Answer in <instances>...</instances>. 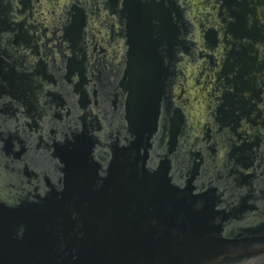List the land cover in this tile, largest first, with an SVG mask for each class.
Instances as JSON below:
<instances>
[{
	"label": "flooded vegetation",
	"instance_id": "obj_1",
	"mask_svg": "<svg viewBox=\"0 0 264 264\" xmlns=\"http://www.w3.org/2000/svg\"><path fill=\"white\" fill-rule=\"evenodd\" d=\"M60 1L0 0V184L9 186H0V202L37 212L55 205V221L48 223L55 232L64 225L63 209L80 218L79 196L96 202L130 194L139 179L160 173L176 187H195L193 193L204 191L202 186L215 189L214 211L226 218L214 236L249 237L245 232L264 219V151L254 152L264 141V110L249 117L256 107L252 100L264 96V80L257 87L252 76L257 48L264 49V23L260 28L248 17L264 21V0L255 1L251 12L235 9L237 0H212L219 9L218 21H212L217 26L188 22L203 18L200 0H140L148 15L137 23L136 37L129 34L124 0ZM154 2L162 4L159 14ZM182 12L187 21L178 26ZM204 58L213 68L202 69L216 75L206 93L212 143L207 147L201 141L188 150L186 171L174 166V155L186 147L188 123H199L187 103H196L198 96L192 93V82H199L192 65ZM250 89L251 96L240 94ZM256 127L263 132L250 135ZM220 134L227 140L228 166L221 179L197 183L207 150L220 151ZM30 180L43 183L41 201L13 200L19 193L13 183ZM121 209L112 222L105 215L93 223L68 224L72 235L87 243L71 246L72 254L85 250L81 256L92 261L107 257L114 245L101 249L98 243H119L116 227L126 244L122 253L131 250L134 260L138 224L153 225L160 207ZM236 228V234L224 231ZM65 248L56 242L58 253Z\"/></svg>",
	"mask_w": 264,
	"mask_h": 264
},
{
	"label": "water",
	"instance_id": "obj_2",
	"mask_svg": "<svg viewBox=\"0 0 264 264\" xmlns=\"http://www.w3.org/2000/svg\"><path fill=\"white\" fill-rule=\"evenodd\" d=\"M123 6L127 14L129 34L136 37L139 35L138 31H141L140 27L139 29L136 27L137 23L141 17H147L148 10L144 8L147 9L148 5L141 4L140 0H124ZM153 7L157 10L155 14H159L162 4L154 2ZM132 189L133 192L130 194L115 193L112 196H101L96 202L88 196H79L76 206L80 209V218L71 217V214L63 209L60 215L64 225L56 228L55 232L50 228L51 225H48L49 222L55 221L53 209L55 205H49L47 210L37 212L0 202V264H196L202 262L200 259L204 255H207L204 259L207 261L226 248L236 245L237 239L221 240L219 236L213 235V232L220 230L221 223L226 218V215L214 211L216 202L213 187L202 186L201 189L204 191L193 193L195 187H176L164 175L156 173L144 180L139 179L138 185ZM123 206H135L139 210L142 206L160 207L153 225L138 224L137 243L131 245L132 252L137 254L134 260H131L129 254L131 250L122 253V247L126 244L118 234L120 229L116 227L112 228L119 243L117 240H115L117 244L98 243L102 246L101 249L104 244L108 248L114 245L111 246V254L107 257L92 261L89 256H81L85 254V250V252L81 250L77 255L72 254L71 246L82 247L87 243L83 238L78 239L77 235H72L73 229L67 226L68 224L93 223L105 215H109L112 222V216L118 218L123 213L121 209ZM20 225L27 226L24 233L20 230ZM257 227L254 231L243 230L250 236L242 239L247 242L264 240V219ZM84 229L87 230V227ZM237 230L240 229L224 231L227 234H236ZM57 241H63L69 249L58 253ZM161 249L163 251L159 252ZM80 258L87 260H78Z\"/></svg>",
	"mask_w": 264,
	"mask_h": 264
},
{
	"label": "rangeland",
	"instance_id": "obj_3",
	"mask_svg": "<svg viewBox=\"0 0 264 264\" xmlns=\"http://www.w3.org/2000/svg\"><path fill=\"white\" fill-rule=\"evenodd\" d=\"M240 5L237 7L235 6L234 8L239 10V11H243L245 10L246 12L248 11H253V7L254 2L257 0H237ZM59 2H62L59 0ZM58 2V3H59ZM200 11L202 12L201 14H203V18L202 19H192L191 21L188 22H192L193 25H197V23H202L203 25H210V26H217L215 23L213 22H217L218 21V14H219V9L217 7V3H213L212 0H200ZM189 6V5H188ZM50 6H46V8L49 9ZM192 16L194 17L195 14L191 13ZM247 14V13H246ZM180 17H177L178 20V26H180L181 22H186L187 18L185 17L184 13L182 12V14L180 13ZM248 15H252L251 13H248ZM254 18V19H253ZM248 19H252L253 22L252 24H257L259 26V24H263L264 21L261 20V18L257 15L255 16H251L250 18L248 17ZM251 21V20H250ZM260 27V26H259ZM221 28L224 29L225 26L223 24H221ZM261 28V27H260ZM263 30V29H262ZM192 31H195L194 28H192ZM229 50V49H228ZM258 56L257 59L255 60L254 63V67L257 69V72L253 73V77L255 76V81H256V86L258 87L260 85V83L264 80V49H258ZM193 67V77L196 78V80H198L199 82H192V93H197V101L196 103H192L190 101H188V106H192L193 109H195L196 114L199 116V123H197L195 126L194 123H188V126H192V128H187L184 130L183 133V139L185 140V145L186 147H184V149L182 148V153H179L180 151H177L176 154L174 156L177 155L176 161H175V165L176 167L180 168L181 170H186L189 168V163L191 160V155H189L188 150H193L192 147L196 146L197 148L202 144L201 141H203V146H211L212 141L209 142V138L207 137V130L206 127L207 122L210 120V117L208 116L207 112L208 109L207 106H210V99H208V97L206 96L207 92H211V89L213 88V82H215V74L211 73V72H205L202 68L204 67H210L213 68V66H211L209 59L204 58V63H194V65H192ZM202 72L204 73L203 76L201 77ZM206 74V75H205ZM251 76V77H252ZM253 85V82L251 83ZM250 84V85H251ZM201 89V93L202 96L199 97L200 90ZM252 89L245 91L244 93L241 92L240 94H243L245 97H249L252 94ZM185 98V96H183ZM260 99L262 100H255L253 99L252 101L256 102V107L254 108V110L252 111V113L249 114L250 118H253L254 115H256L258 113V111H263L264 110V96H260ZM248 106V105H247ZM215 121L216 126H218L217 123V119H215V116L213 115L212 117ZM264 119V113L262 114V119H260L261 121ZM196 123V122H195ZM255 128V127H253ZM255 131H252L250 133V135H255L258 134L260 136V133H262V129L256 127V129H254ZM243 131L241 129H237L236 133L237 134H241ZM242 135V134H241ZM261 138H264L262 135L260 136ZM234 140H236V137L234 138ZM217 141L219 142L220 145V151L216 152V153H211L210 151L207 150V155L206 158H203V164L201 166V169L198 172V175L196 177V182L197 183H201L204 184L205 182H213L215 180H219L222 178L221 176V172L224 170V168H226V166H228V162L227 159L225 158V153L227 151L226 149V144H227V140L225 138V136L223 134H220L217 137ZM257 149H254V152H256V154H259L260 151H264V141L263 143H259V145L256 147ZM256 150V151H255ZM179 155V157H178ZM184 166V167H183ZM40 184H43L40 181H35V180H30V181H22L19 182L18 184L15 182L13 183V185H16V188L19 190V193H13L11 198L13 200H22L24 202H30V203H34L37 204L38 202L41 201L42 198V194L43 192L41 191V186L38 188V186ZM0 186L2 188H9L7 182L2 181ZM37 186V187H34ZM20 230L22 231V233L25 232L26 228H24L23 225H20ZM247 243V241H244L242 238H238L237 239V244H244ZM234 246V245H233ZM210 255L212 253H209ZM208 254V255H209ZM207 255H204L202 257V259H200V261L202 260V262H197L196 264H202L205 262L204 259H206ZM189 264H195V263H189ZM230 264H264V251L260 252L259 254L254 255L252 258H248L246 260H242V261H235L233 263Z\"/></svg>",
	"mask_w": 264,
	"mask_h": 264
},
{
	"label": "bare ground",
	"instance_id": "obj_4",
	"mask_svg": "<svg viewBox=\"0 0 264 264\" xmlns=\"http://www.w3.org/2000/svg\"><path fill=\"white\" fill-rule=\"evenodd\" d=\"M262 251H264V240H251L244 244L230 246L202 264H230L252 258Z\"/></svg>",
	"mask_w": 264,
	"mask_h": 264
}]
</instances>
